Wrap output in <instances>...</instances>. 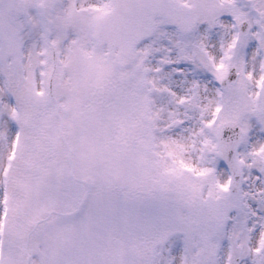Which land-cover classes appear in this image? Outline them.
Here are the masks:
<instances>
[{
    "label": "snow or ice",
    "instance_id": "obj_1",
    "mask_svg": "<svg viewBox=\"0 0 264 264\" xmlns=\"http://www.w3.org/2000/svg\"><path fill=\"white\" fill-rule=\"evenodd\" d=\"M0 264H264V0H0Z\"/></svg>",
    "mask_w": 264,
    "mask_h": 264
}]
</instances>
